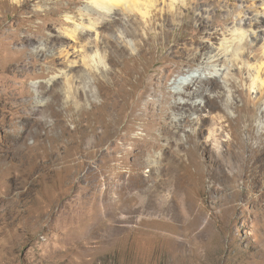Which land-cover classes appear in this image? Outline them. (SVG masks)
<instances>
[{"label": "rangeland", "instance_id": "374dc122", "mask_svg": "<svg viewBox=\"0 0 264 264\" xmlns=\"http://www.w3.org/2000/svg\"><path fill=\"white\" fill-rule=\"evenodd\" d=\"M30 1L0 0V264H264V0H179L130 53L129 10Z\"/></svg>", "mask_w": 264, "mask_h": 264}, {"label": "bare ground", "instance_id": "6f19581e", "mask_svg": "<svg viewBox=\"0 0 264 264\" xmlns=\"http://www.w3.org/2000/svg\"><path fill=\"white\" fill-rule=\"evenodd\" d=\"M2 1H4V0H2ZM61 1L62 0H56V2H55L56 7L55 8H49L48 11L46 12V14L56 15V16L59 15L58 10L61 9V5L59 2H61ZM178 1L179 0H91V3L96 5L99 9L103 10V12L105 14L110 13L114 8H117V7H120V9H122V10L127 9L130 12L134 13V15L131 16L130 18H128V20L126 21V24L128 23L129 27L131 29V35L132 36L139 35V33L141 32L140 26L143 24V22H144V24H146L144 29H143L144 32L141 36V42L140 43L137 42L133 47L131 46V47L126 49V52L130 53L134 50L144 51V50H146L147 47H148L147 49L151 48V44L157 40V34L155 32H152L151 28L155 26L156 21L158 19H162V20L166 19L167 20L168 18H171V19L174 18L176 16V10H177L176 5H177ZM16 2L21 4V5H17V6L22 7L23 9H25L27 11L29 10V2H31L30 0H22V1L16 0ZM158 2H161V4H163V7L162 6L158 7V5L160 4V3L158 4ZM181 2L185 6L187 5V0H181ZM0 4H1V2H0ZM11 5H14V3H11ZM40 13L32 12V17L39 16ZM258 14L261 17H259ZM80 15L85 16L84 12H82V14H80ZM263 16L264 15L262 14V12H258L256 14V18L250 20V26H253V27L255 26L257 28H261L260 25L262 23ZM13 19L17 20V17L15 16ZM113 21H114L113 23L117 22L116 19H113ZM57 22H58V24H64L67 26H69L71 23V21L69 19H65V20L58 19ZM105 26H107V24H104V27ZM39 28H41V26L24 27L21 31L23 35H21V36L19 35V38L21 39L20 41L22 42V44H24L27 47L31 46L32 41L29 42L28 40H29V38H31V39L38 38L36 31ZM49 28L51 29V27H48V29ZM73 32H75V31H72V34H73ZM238 32L239 31H237L235 29L233 31H228V35H225L222 38L218 39L219 43H218L217 47H215L212 50V52L206 57L207 61H210L212 59H214V61H215L217 58L220 57L219 52L221 50L229 52V49L231 46L234 47V48H232V50H230V56L232 58L231 60L232 61L237 60V57L239 56L238 53L240 52V51L238 52V50L240 49L239 48V42L246 35L245 31H242L239 33ZM248 32L250 34L254 35V38L258 37V35L256 34L255 31L254 32L248 31ZM45 38H46V40L48 39V37H45ZM206 44L207 43H205V42L201 43V45H200L201 51L205 50L207 48ZM116 46L120 47L119 43L116 42ZM241 53L242 54L245 53L244 49H242V52H240L239 58L242 57ZM245 55H247V53ZM132 58L133 57L130 56L129 59H132ZM96 64H97V62H93L92 64H89L88 66H96ZM254 68L256 71V75L253 78V86L255 85L259 89V93L262 95L264 92V77H262V79H261L259 77V73L264 69V62L254 66ZM215 71H216V69H215ZM183 83H184V81L178 82V84H183ZM230 83L232 86H234V83L232 81H230ZM198 84L200 85V87H204L207 85H209L211 87L212 86L215 87V86H217V80L213 79V80H208V81H200V82H198ZM98 85L99 84H97V90H93V92L91 91L92 95H94V97L97 95L98 92H100ZM32 86L34 87V85H32ZM186 86L188 89L190 88L189 85H186ZM174 109H180V104H175ZM248 138H250L251 140L253 139L251 134L249 135ZM246 146L251 147V144H249L247 142Z\"/></svg>", "mask_w": 264, "mask_h": 264}]
</instances>
